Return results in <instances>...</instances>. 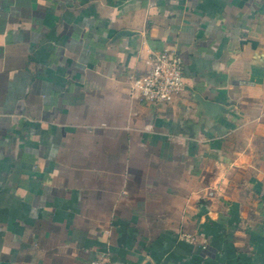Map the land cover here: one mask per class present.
Instances as JSON below:
<instances>
[{"label": "crops", "instance_id": "obj_1", "mask_svg": "<svg viewBox=\"0 0 264 264\" xmlns=\"http://www.w3.org/2000/svg\"><path fill=\"white\" fill-rule=\"evenodd\" d=\"M106 256L264 264V0H0V264Z\"/></svg>", "mask_w": 264, "mask_h": 264}, {"label": "built area", "instance_id": "obj_2", "mask_svg": "<svg viewBox=\"0 0 264 264\" xmlns=\"http://www.w3.org/2000/svg\"><path fill=\"white\" fill-rule=\"evenodd\" d=\"M183 60L174 49L167 48L155 55L150 70L134 78L132 93L145 102L171 103L185 90ZM88 264H115L110 258L91 260Z\"/></svg>", "mask_w": 264, "mask_h": 264}, {"label": "water", "instance_id": "obj_3", "mask_svg": "<svg viewBox=\"0 0 264 264\" xmlns=\"http://www.w3.org/2000/svg\"><path fill=\"white\" fill-rule=\"evenodd\" d=\"M127 32V31H126ZM209 108H213V105L211 103L206 104ZM223 109V108H222ZM147 264H152L151 262H148Z\"/></svg>", "mask_w": 264, "mask_h": 264}]
</instances>
